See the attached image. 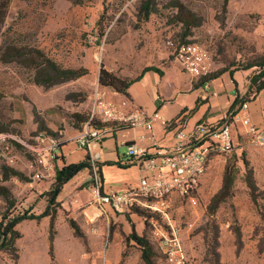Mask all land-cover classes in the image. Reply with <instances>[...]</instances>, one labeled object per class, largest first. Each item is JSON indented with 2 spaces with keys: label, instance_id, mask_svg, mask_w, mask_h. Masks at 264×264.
<instances>
[{
  "label": "crops",
  "instance_id": "0c3cea01",
  "mask_svg": "<svg viewBox=\"0 0 264 264\" xmlns=\"http://www.w3.org/2000/svg\"><path fill=\"white\" fill-rule=\"evenodd\" d=\"M147 44L149 46L146 48V62L139 68L126 94L102 89L107 100L119 101L126 98L133 105L144 108L148 114L157 112L161 120L154 121L150 129L130 125H100L104 132L101 145L98 147L93 144L91 149L87 150L79 148L73 141L85 121L83 120L79 122L78 127L72 126L69 131H64L53 174L38 182H31L30 179L31 156L22 146L12 143L17 155L16 163L7 166L0 161V208L7 209V213L27 211L34 216L42 214L48 206L46 194L53 188L56 170L81 163L86 160L87 155L90 162L88 168L78 172L62 186L54 201L56 206L50 207L49 215L39 219L22 220L14 226V231L20 235L14 240L15 255L7 249H0V264H91L94 255L102 249H105L106 264H120L122 260L128 262L129 258H132V264H144L138 246L128 237L134 231L138 236L146 234L153 242L150 231L145 230L146 217L136 211L128 215L117 214L108 205L101 204L97 195L98 187L107 192L110 189L120 190L137 186L142 168L135 164L122 166L123 160L126 159L127 147L134 146L145 150L148 157H153L159 149L171 148L178 143L186 144L185 140L177 137L179 130L186 135L199 136L196 132L197 126L218 127L226 122L231 110L232 114H246L251 124L264 135V89L255 92V88L251 86L252 68L241 70L229 67L220 70L212 66L207 77L193 78L181 70L165 44L159 45V48L155 44L151 47L150 41ZM237 99L246 102L245 110L239 109L240 102L234 106ZM164 120L168 121V125L162 124ZM4 125L5 129L0 130V133H10L28 141V133L33 131L35 123L27 117L24 130H20V122H9L2 126ZM11 129L18 131L22 136L16 134L17 132L14 134L7 131ZM231 129L232 138L236 142V135H240L241 145L238 144L225 153V169L229 155H235L237 159L240 156L245 157L258 195L253 199L246 181L240 178L245 174V165L240 159L235 165L238 174L233 179L232 193L225 202L228 200L237 208V212L242 210L244 215L239 213L236 226H231L230 221L225 222V264H263L264 146L252 144L246 134V128L240 123H232ZM219 156L221 155L216 157ZM222 178L223 176L220 178V185ZM3 194L8 196V201ZM179 201L177 197L174 198L170 216ZM53 211L55 230L51 237L49 226ZM144 213L148 216V213ZM69 220L78 226L81 236L75 235L68 224ZM172 223L175 225V221L172 220ZM188 231L179 230V234L193 259L191 240L196 241L201 237L205 241L210 233L199 230L205 231V234L195 232L191 235ZM190 236L192 239H189ZM218 238L219 230H215V248L219 245ZM206 246L208 248V244ZM215 248L211 264H222ZM159 263L160 258L157 256L156 264Z\"/></svg>",
  "mask_w": 264,
  "mask_h": 264
},
{
  "label": "rangeland",
  "instance_id": "374dc122",
  "mask_svg": "<svg viewBox=\"0 0 264 264\" xmlns=\"http://www.w3.org/2000/svg\"><path fill=\"white\" fill-rule=\"evenodd\" d=\"M145 1L12 0L5 23L10 29L2 44L41 49L61 67L85 73L72 80H59L51 86L40 87L32 84L34 71L15 64L0 65V110L4 119L15 124L20 122V130H24L27 117L30 118L35 126L28 136L35 132L57 135L60 131L63 134L72 126L78 127L90 113V96L98 85L96 72L98 79L101 67L120 77L134 79L146 62L147 43L150 41L151 47L155 44L159 48L164 45L167 35L176 32L178 27L169 23L179 13L168 9L171 1L181 4L185 14L188 10L201 19L190 39L207 49L214 68L244 70L246 65L264 57V0H154L156 13L143 21L139 17V7ZM252 70L253 75L258 71ZM14 116L16 119L13 120ZM7 131L22 136L14 129ZM236 137L233 147L241 145L240 135ZM218 155L221 156L216 157ZM240 159L245 161V157L237 159L232 154L226 159L227 165L235 168V176L238 174L235 165ZM207 170L192 196L194 202L178 198L180 201L171 218L178 230H189L188 234L199 230L210 233L205 241L201 237L191 240L193 259L184 244L186 255L193 264H211L215 230H219V245L215 250L220 262L225 264V222L230 221L231 226H236L239 213L244 215V212H237L228 200L210 205L222 185L219 181L225 170V154L212 152ZM240 178L245 181V174ZM46 195L49 199V193ZM16 212L26 218L34 216L27 211ZM6 213L7 209L0 208L3 227ZM148 215L149 218L144 220L147 230L153 229L151 218L159 226L168 227L157 215ZM54 218L52 227L51 222L49 226L51 237L55 230ZM201 232L200 235L205 234V231ZM131 259L128 262L122 260L120 264H132Z\"/></svg>",
  "mask_w": 264,
  "mask_h": 264
},
{
  "label": "built area",
  "instance_id": "2783aa9c",
  "mask_svg": "<svg viewBox=\"0 0 264 264\" xmlns=\"http://www.w3.org/2000/svg\"><path fill=\"white\" fill-rule=\"evenodd\" d=\"M165 45L172 48V54L184 73L193 78L207 77L211 73L210 54L201 44L186 42L175 45L167 38ZM90 104V113L73 138L81 149H91L93 144L98 147L101 145L104 132L100 125H130L150 129L154 121L161 120L157 112L148 114L144 108L133 105L126 98L119 101L107 100L105 91L98 85L90 96ZM246 108V102L239 106L240 110ZM232 123H240L246 128V134L252 144L264 146L262 132L251 124L246 114L239 115V112H236L218 127L197 126L196 132L199 136L186 135L179 130L177 137L185 140L186 144L178 143L171 148L159 149L153 157H148L145 150L128 146L122 166L135 164L142 168L137 186L120 190L110 189L103 194H100L99 187L97 188L100 203L108 205L113 212L127 215L133 211H144L157 215L167 224L168 227L163 228L151 218L153 229L150 230V236L160 258L159 264H193L186 255L179 230L172 223L170 211L173 200L177 197L194 202L192 196L207 171L211 153L225 154L233 148ZM162 124L166 126L168 121L164 120ZM12 143L22 146L31 156L30 179L31 182H38L53 174L58 151L63 143V134L60 131L57 135L35 132L26 141L10 133H0V161L7 166L17 161ZM16 216V211H9L6 218L12 219ZM105 260V249H102L94 255L91 264H106Z\"/></svg>",
  "mask_w": 264,
  "mask_h": 264
},
{
  "label": "trees",
  "instance_id": "16d2710c",
  "mask_svg": "<svg viewBox=\"0 0 264 264\" xmlns=\"http://www.w3.org/2000/svg\"><path fill=\"white\" fill-rule=\"evenodd\" d=\"M11 2L12 0H0V65L15 64L25 69L34 71L35 73L33 74L32 84L40 87L51 86L59 80H72L85 73L83 70H74L61 67L55 61L46 56V54L41 49L33 47L18 48L16 45L5 43L2 44V40H4L6 32L10 29L6 27L5 23L9 14V7L11 5ZM168 9L179 13V15H176L175 17L173 16V22L169 23L174 24L178 28L172 35H167L165 37L164 44L167 38H170L175 45L186 42H195L194 40L189 38L193 35L192 31L199 25L201 19L191 12H188V10L187 14H185L182 10L181 4L175 1L170 2V7ZM155 13L156 10L154 6V0H147L143 2L139 7V17L143 21H146L151 15H154ZM167 48L172 53V48ZM250 68L258 69V71L251 77L250 84L255 88V92H259L260 90L264 89V57L260 58L258 61L251 62L250 64L246 65L245 70ZM146 70L147 68L144 69V71ZM134 80L135 79L120 77L117 74L101 67L99 69L97 83L100 88L110 89L112 91L125 95L127 89L134 82ZM239 102L242 103L237 99L234 106ZM1 111L2 109L0 110V130L2 131L3 129H5V125L4 127L2 125H7L11 121L4 119ZM232 113L233 110H231V114ZM83 120L84 119H82L81 121ZM242 161L245 165V181L250 190L251 197L254 199L255 196L258 195L256 194L257 187L255 185L251 170L247 169V162L244 161V159H242ZM89 162L90 157L87 155L85 161L78 164L65 166L62 169L56 171L54 185L52 190L49 192L48 206L42 214L31 216L30 218H26L23 215L16 216L12 219L3 217L6 222L4 224V227L2 226V224H0V235L2 237L0 249H7L15 255L16 250L14 248V240L19 238L20 235L19 233L14 231V226L24 219H39L43 216L49 215V209L51 206H53L55 198L60 192L62 186L78 172L85 168H88ZM234 176L235 168L227 165L223 173L222 185L218 192L212 197L210 205H212L213 203L219 204L231 195ZM99 193L103 194V190L101 187L99 188ZM3 195L4 198L8 201V196L6 194ZM136 212L139 215L146 217L147 219L149 218V215L147 216V214H145L144 212ZM53 218L54 216L51 214V227ZM69 223L70 226L74 229L75 235L81 236L78 226L73 221H70ZM146 225L147 222L145 223V230L148 232V230L146 229ZM128 239L132 240L138 246L141 252L140 258L144 264H156V257L158 256V252L156 251L154 243L146 237V234H144L143 236H138L134 231H132Z\"/></svg>",
  "mask_w": 264,
  "mask_h": 264
}]
</instances>
